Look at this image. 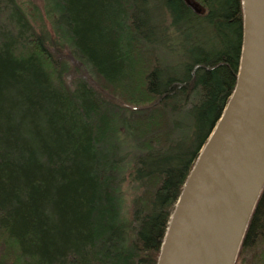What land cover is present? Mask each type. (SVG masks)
I'll list each match as a JSON object with an SVG mask.
<instances>
[{
    "label": "trees",
    "instance_id": "1",
    "mask_svg": "<svg viewBox=\"0 0 264 264\" xmlns=\"http://www.w3.org/2000/svg\"><path fill=\"white\" fill-rule=\"evenodd\" d=\"M242 32V0H0V264H156Z\"/></svg>",
    "mask_w": 264,
    "mask_h": 264
},
{
    "label": "water",
    "instance_id": "2",
    "mask_svg": "<svg viewBox=\"0 0 264 264\" xmlns=\"http://www.w3.org/2000/svg\"><path fill=\"white\" fill-rule=\"evenodd\" d=\"M234 88L190 169L156 264H234L264 187V0H242Z\"/></svg>",
    "mask_w": 264,
    "mask_h": 264
},
{
    "label": "rangeland",
    "instance_id": "3",
    "mask_svg": "<svg viewBox=\"0 0 264 264\" xmlns=\"http://www.w3.org/2000/svg\"><path fill=\"white\" fill-rule=\"evenodd\" d=\"M31 1L36 3L38 6H41L42 0H31Z\"/></svg>",
    "mask_w": 264,
    "mask_h": 264
}]
</instances>
